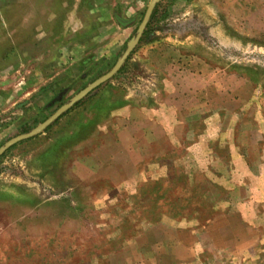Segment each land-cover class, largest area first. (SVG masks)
Segmentation results:
<instances>
[{
  "label": "rangeland",
  "instance_id": "obj_1",
  "mask_svg": "<svg viewBox=\"0 0 264 264\" xmlns=\"http://www.w3.org/2000/svg\"><path fill=\"white\" fill-rule=\"evenodd\" d=\"M149 1L0 0V147ZM157 3L0 155V264H264V0Z\"/></svg>",
  "mask_w": 264,
  "mask_h": 264
},
{
  "label": "water",
  "instance_id": "obj_2",
  "mask_svg": "<svg viewBox=\"0 0 264 264\" xmlns=\"http://www.w3.org/2000/svg\"><path fill=\"white\" fill-rule=\"evenodd\" d=\"M159 0H150L144 10L143 16L136 28V33L134 37L130 38L125 45V49L121 53L120 57L116 60V62L113 64V66L110 68V70L92 81L90 84H88L86 87H84L82 90H80L78 93H76L73 97L69 99V101L60 106L52 115H50L47 119H45L43 122H41L39 125H37L32 131L17 135L8 141H6L1 147H0V155L5 152L8 148L12 147L19 141H22L24 139H27L28 137L37 134L41 131H43L48 125H50L54 120H56L62 113L67 111L70 107H72L75 103H77L79 100L84 98L86 95H88L91 91L96 89L98 86L103 84L104 82L108 81L112 76H114L120 67L122 66L124 60L127 58V56L131 53L133 48L138 43V40L140 36L142 35V32L148 22V19L150 17V14L156 5V3Z\"/></svg>",
  "mask_w": 264,
  "mask_h": 264
},
{
  "label": "trees",
  "instance_id": "obj_3",
  "mask_svg": "<svg viewBox=\"0 0 264 264\" xmlns=\"http://www.w3.org/2000/svg\"><path fill=\"white\" fill-rule=\"evenodd\" d=\"M158 4H159V3H156V5L154 6V8H153V10H152V12H151V14H150V17H149V19H148V22H147V24H146V26H145V28H144V30H143V32H142V35L145 34L147 28L149 27L150 23H151L152 20L154 19L155 15H156V11H157ZM124 49H125V45L123 46L121 53L123 52ZM121 53L119 54L118 58L120 57Z\"/></svg>",
  "mask_w": 264,
  "mask_h": 264
}]
</instances>
